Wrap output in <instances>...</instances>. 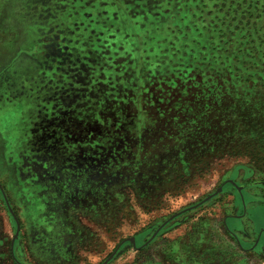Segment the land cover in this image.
<instances>
[{"label":"rangeland","instance_id":"374dc122","mask_svg":"<svg viewBox=\"0 0 264 264\" xmlns=\"http://www.w3.org/2000/svg\"><path fill=\"white\" fill-rule=\"evenodd\" d=\"M187 3L0 0V183L21 225L0 191V264H264V163L232 135L172 152L182 121L223 129L233 83L264 114Z\"/></svg>","mask_w":264,"mask_h":264},{"label":"trees","instance_id":"16d2710c","mask_svg":"<svg viewBox=\"0 0 264 264\" xmlns=\"http://www.w3.org/2000/svg\"><path fill=\"white\" fill-rule=\"evenodd\" d=\"M187 2V4L197 5L194 9L202 15L205 11L207 16L210 17L211 20L207 22L208 26L206 28H208V33L211 32L212 34L209 45H211L213 51H215L216 45L214 33L219 34L221 49L217 50V53L222 54L224 52L220 57V66L224 65V68L217 74L221 75L222 79H226L225 76L229 75L230 78L233 77L238 82L244 81L245 83H253L258 78L264 88V77L262 76L264 74V0H187ZM198 4L201 6H198ZM188 9L192 10L193 7H188ZM201 20L206 22L204 18H201ZM188 30H191V28H188ZM236 65H239V67H236ZM246 65L247 67L244 69L243 66ZM248 71L255 74H247ZM232 86L234 87L232 90L233 105L230 109L233 111H228L223 115L226 120L222 121L221 119L219 124L223 127L221 131L209 133L206 130V132L201 129L194 130V138H192V135L188 134L192 130L186 129L185 121L179 124L176 120L172 124H179L178 127L174 126L173 128L178 129L181 127L182 131H186L181 132V145L172 149V152L177 153L175 157H185L187 159L191 157L194 158V161L196 158L199 160L207 152L215 150V148L210 149V147L217 146L218 142H221L220 138L223 139L224 143L229 142V140L232 142L231 138H233L234 141L241 144L231 150L232 155H245L251 161L264 163L263 146L261 144L251 146L253 142L249 141L257 136L261 143L264 142V124H262L264 114L251 109L256 107V102L253 100L250 101L247 98L238 100L236 95L240 91L236 90L235 83ZM223 90L228 92L230 88H224ZM253 93H257V91ZM260 99L259 97L258 100ZM211 118L215 119L216 115L213 114ZM207 119L201 118L197 122L206 127L218 122V117L215 120ZM218 128V126L215 127V131ZM196 129H199V126ZM229 135H232L231 138L227 137ZM185 145L187 146L185 147ZM229 147L230 145H228Z\"/></svg>","mask_w":264,"mask_h":264},{"label":"flooded vegetation","instance_id":"af4514ba","mask_svg":"<svg viewBox=\"0 0 264 264\" xmlns=\"http://www.w3.org/2000/svg\"><path fill=\"white\" fill-rule=\"evenodd\" d=\"M153 140V139H152ZM151 140V141H152ZM159 141H163V139H159ZM154 146H155V144H153ZM0 191H1V193L3 194V196L5 197V199H6V201L8 202V204H9V206H10V208H11V211H12V213H13V217H14V219H15V221L17 222V224H18V230H19V232L21 231V225H20V222H19V220H18V216H17V214L14 212V209L12 208V205H11V203H10V200H9V198H8V196H7V194H6V191H5V189H4V187L1 185V183H0ZM174 220V219H173ZM172 220V221H173ZM167 221H169V220H167ZM166 221V222H167ZM172 221H169L167 224H165L166 222H164L157 230H156V232L155 233H157V231L160 229V231L157 233V235H156V237L158 236V234L167 226V225H169V223L170 222H172ZM164 225V226H163ZM154 233V234H155ZM154 234H153V236H154ZM152 236V237H153ZM151 237V238H152ZM155 237V238H156ZM154 238V239H155ZM151 240V239H150ZM149 240V241H150ZM148 241V242H149ZM147 244V243H146ZM150 244V243H149ZM119 246H121V244L119 245ZM11 253H12V255H13V257H15L14 256V254H15V243L13 242V244H12V248H11Z\"/></svg>","mask_w":264,"mask_h":264},{"label":"water","instance_id":"95a60500","mask_svg":"<svg viewBox=\"0 0 264 264\" xmlns=\"http://www.w3.org/2000/svg\"><path fill=\"white\" fill-rule=\"evenodd\" d=\"M184 212H187V210H185ZM184 212H183V213H184ZM179 215H180V214H179ZM174 218H176V216L172 217L169 221L173 220ZM169 221H167L165 224H167ZM163 226H164V225H163ZM159 231H160V229L157 231V233H158ZM157 233L154 234V236L151 238V240H150L149 242H147V244H146L145 246H147V245H148V244H149V243H150V242L156 237ZM132 241H134V240H132ZM123 243H124V242H123ZM123 243H122V244H123ZM122 244H121V245H122ZM119 247H120V246H119ZM114 255H115V254H113V255L111 256V258H112ZM111 258H110V259H111ZM110 259H109V260H110ZM109 260H107V261L105 262V264H107V263L109 262Z\"/></svg>","mask_w":264,"mask_h":264}]
</instances>
